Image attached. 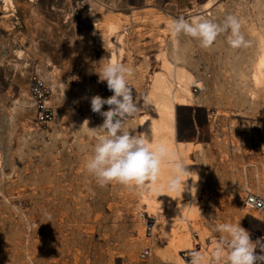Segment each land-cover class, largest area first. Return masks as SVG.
Instances as JSON below:
<instances>
[{
    "label": "rangeland",
    "instance_id": "obj_1",
    "mask_svg": "<svg viewBox=\"0 0 264 264\" xmlns=\"http://www.w3.org/2000/svg\"><path fill=\"white\" fill-rule=\"evenodd\" d=\"M119 1L121 7L110 11H104L105 0H34L31 10L14 0V10H0V264H142L146 248L148 264H188L183 254H204L202 245L176 252L163 240V227L172 230L173 243L200 232L206 244L223 235L215 231L219 224L229 222H239L256 254L264 256V216L254 225L243 213L244 189L264 190V92L252 99L239 81L246 80L256 47L251 29L264 37V0L259 9L257 0H213L205 12H213L210 19L217 23L227 15L242 21L250 43L239 49L229 46V33L209 48L184 34L175 37L176 49L160 43L164 28L173 38L172 19H191L211 0ZM103 19L119 23L114 35L102 32ZM71 24L75 31L65 32ZM93 30L95 36L120 37L124 52L117 63L135 70L130 85L140 110L125 123L135 133L152 79L162 72L161 57L172 61L177 50L192 76L191 99L175 112L179 142L190 148L186 160L198 183L196 214L186 225L170 213L186 199L150 213L136 193L149 196V182L136 191L116 182L102 186L84 168L95 144L85 120L89 128L103 124V116L91 111V97L112 96L95 72L105 52L94 54L84 44L85 33ZM58 44L53 54L50 47ZM34 70L46 82L55 110L54 121L44 126L37 123L27 92ZM151 218L155 225L147 238Z\"/></svg>",
    "mask_w": 264,
    "mask_h": 264
},
{
    "label": "clouds",
    "instance_id": "obj_2",
    "mask_svg": "<svg viewBox=\"0 0 264 264\" xmlns=\"http://www.w3.org/2000/svg\"><path fill=\"white\" fill-rule=\"evenodd\" d=\"M241 27L242 21L235 15H227L220 23L201 15L191 19L181 16L169 23L173 37L181 34L190 36L198 40L203 48L211 47L223 33H229L227 42L231 48L248 47L250 42L245 39ZM101 61L98 63L100 71L95 72L100 81H106L112 96L109 99L99 95L91 97V111L103 116V124L98 128H89L85 120L95 138V144L84 162L86 172L102 186L116 182L136 190L143 189L148 182L156 183L162 167L170 166L173 175L168 180L167 190H184L191 172L186 169L183 159L164 144L153 145L146 133H135L125 127L126 121L140 110L139 100L134 97L130 85L134 68ZM105 106L110 111L102 113L101 109ZM215 231L223 235L206 255L193 251L191 264H256L258 260L264 261V256L256 254V245L250 233L239 222L221 223Z\"/></svg>",
    "mask_w": 264,
    "mask_h": 264
},
{
    "label": "bare ground",
    "instance_id": "obj_3",
    "mask_svg": "<svg viewBox=\"0 0 264 264\" xmlns=\"http://www.w3.org/2000/svg\"><path fill=\"white\" fill-rule=\"evenodd\" d=\"M33 2L34 0H20V3H22L23 8L27 7L30 10L33 9V4H34ZM212 2L213 0H211L205 7H201L200 12H198L197 14L210 18L213 12L208 14H205V12L213 8L212 7L213 5L211 4ZM261 6H262L261 1L257 0L254 8L259 9ZM120 7H121V3L119 0H105L103 5L104 11L117 10ZM14 8H15L14 0H0L1 11L9 12L14 10ZM214 10L216 9H213L212 11ZM134 16L136 18L137 14H135ZM83 21H85V19ZM68 27L71 28H64L63 30H66L65 32H67L70 31L71 29H74L73 24H71ZM119 28H120L119 23L108 22V19L102 20L101 30L105 34L108 33V36L114 35V33ZM160 31H161L160 35L163 36V38L160 37L161 38L160 43L171 45L173 48L176 49L177 37L168 38L167 36L168 30L166 28ZM94 32L95 30L91 31V33H85L84 44H86V47L88 49L90 48L94 49V54L96 53L98 54L101 51L105 52L104 53L105 55H101L100 59H98L99 62L102 60L101 63L105 61L111 63H117L121 59L122 54L124 52L122 47L123 44L121 42L120 37L116 36L115 39L112 40L110 38L108 39V37L104 33L95 36ZM251 32L256 39V47L252 53L250 52L252 59L250 61V64L247 66L246 80L241 78L239 81L240 82L243 81L242 83L244 86V90L247 91L253 99L259 96L260 93L264 92V37L257 30L255 31L254 29H251ZM102 41H105L106 43L101 44ZM89 46L91 47L89 48ZM59 47L60 45L59 46L54 45L50 47L51 51H53L52 53L57 54L59 51ZM172 57H173L172 61H168L165 58V56L161 57L162 72L157 73L152 79V85L149 90V95L143 104L144 113L142 117L138 120L136 126H138L140 133H146L148 135L153 145L164 144L168 147L170 151L179 155V157H181L184 163L187 165L186 169L189 171L190 169L194 170V168L191 167L193 163L190 166V164H188L186 160V156L190 148L179 142L180 137L177 135L176 126H175V112L179 106H182L183 104L189 102V100L191 99L190 86L192 84V76L184 68L182 64L183 61L179 57L177 50H173ZM89 70L90 69L87 67L86 71ZM97 78L98 77L93 78L94 81ZM21 82L26 83L27 79L22 78ZM172 175H173V169L170 166H164L162 167L161 173L156 183L153 184L149 182L150 185L149 196H144L139 192L136 193L139 194L141 201L147 205V210L150 213H161L164 204L170 206L172 201H176L180 198L186 199L184 204L180 205L179 208H174L175 210L173 209L170 212L172 215L176 217V221H178V223H182V225L183 224L186 225L189 219L195 217L196 214V195L198 192V183L196 177L192 173H189L188 175L190 177L185 181L184 190L181 188L176 191H169L167 190L166 185L168 183L169 178ZM182 179H184V177H182ZM244 191H245V197H244L245 205L243 207V213L248 215L249 221L255 225L257 224L256 221L258 222L260 220L257 219L259 215L264 216V210L256 211L247 202L246 192L249 191L254 194L262 195L264 194V190L263 191L257 190L256 192H252V190H250L249 187H246ZM154 225L155 223L153 222L152 227H154ZM147 226L148 224L146 225V229H145L146 233H147ZM171 231L172 230L170 229V227L165 225L162 229L161 236L163 240L167 241L168 246L174 247L176 252L190 251L193 250L194 245L201 244L204 250V254L206 255L207 252L211 251V249L214 246V241H209L206 244H204L206 237L204 236L203 233L201 234L200 232H198L197 235H194L195 236L194 239H191L190 236H188L189 239L186 236H183L179 238L176 243H173L172 241L169 240V233ZM150 233H149V237H147L146 235L147 238L152 237L150 236ZM190 252L192 253V251ZM140 261L142 262V260ZM178 262L180 264H184L183 261L181 262L178 261Z\"/></svg>",
    "mask_w": 264,
    "mask_h": 264
},
{
    "label": "built area",
    "instance_id": "obj_4",
    "mask_svg": "<svg viewBox=\"0 0 264 264\" xmlns=\"http://www.w3.org/2000/svg\"><path fill=\"white\" fill-rule=\"evenodd\" d=\"M29 100L35 110L36 121L39 125L44 126L54 121L55 110L51 107L48 99L49 90L47 84L42 79L41 74L36 70L32 71L28 75V89H27ZM247 202L256 210H264V194H254L249 191L246 192ZM147 237L151 227L153 226V219H148L147 221ZM192 253L188 252L183 255L184 259L188 264H191ZM151 257V252L149 249H144L140 254V260L142 264H148V260Z\"/></svg>",
    "mask_w": 264,
    "mask_h": 264
}]
</instances>
